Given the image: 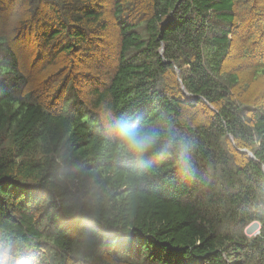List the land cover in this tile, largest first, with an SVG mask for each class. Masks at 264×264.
I'll use <instances>...</instances> for the list:
<instances>
[{
    "label": "trees",
    "instance_id": "trees-1",
    "mask_svg": "<svg viewBox=\"0 0 264 264\" xmlns=\"http://www.w3.org/2000/svg\"><path fill=\"white\" fill-rule=\"evenodd\" d=\"M116 119L194 172L117 157ZM3 258L264 264V0H0Z\"/></svg>",
    "mask_w": 264,
    "mask_h": 264
},
{
    "label": "clouds",
    "instance_id": "clouds-1",
    "mask_svg": "<svg viewBox=\"0 0 264 264\" xmlns=\"http://www.w3.org/2000/svg\"><path fill=\"white\" fill-rule=\"evenodd\" d=\"M107 130L115 138L117 157L139 159L148 153H154L158 159L175 156L177 164L186 172H194L190 164L191 144L175 132L136 128L128 119L111 121ZM0 264H9V260L0 259Z\"/></svg>",
    "mask_w": 264,
    "mask_h": 264
},
{
    "label": "rangeland",
    "instance_id": "rangeland-1",
    "mask_svg": "<svg viewBox=\"0 0 264 264\" xmlns=\"http://www.w3.org/2000/svg\"><path fill=\"white\" fill-rule=\"evenodd\" d=\"M251 226H252V225H250V227H251ZM248 227H249V226H248ZM248 227H247V228H248ZM250 227H249V228H250ZM247 228H246V229H247ZM246 229H245V231H246ZM252 229H253V227H251V231H250L249 233H246L248 236H252V235H255V234L257 233V230H258V229H257V230H252Z\"/></svg>",
    "mask_w": 264,
    "mask_h": 264
},
{
    "label": "water",
    "instance_id": "water-1",
    "mask_svg": "<svg viewBox=\"0 0 264 264\" xmlns=\"http://www.w3.org/2000/svg\"><path fill=\"white\" fill-rule=\"evenodd\" d=\"M249 155H250V154H249ZM250 156H252V155H250ZM257 226H258V225H257L256 223H254V224H253V229H256ZM253 229H252V230H253ZM250 231H251V228H248V229H247V233H249Z\"/></svg>",
    "mask_w": 264,
    "mask_h": 264
}]
</instances>
